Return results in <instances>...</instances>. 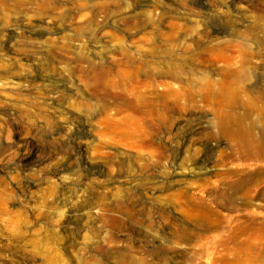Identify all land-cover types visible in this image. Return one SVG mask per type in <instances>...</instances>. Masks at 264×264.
<instances>
[{
	"label": "rangeland",
	"instance_id": "374dc122",
	"mask_svg": "<svg viewBox=\"0 0 264 264\" xmlns=\"http://www.w3.org/2000/svg\"><path fill=\"white\" fill-rule=\"evenodd\" d=\"M101 6L109 13L91 19ZM172 19L193 29L192 40L207 42L196 31L218 35L212 38L228 44L235 63L255 51L252 80L264 82V0H0V264H164L154 251L174 241L117 226L120 214L106 205L139 183L173 177L175 160L186 152L166 138L168 162L149 165L148 148L105 133L98 121L103 101L90 93L77 54L85 44L96 59L109 57L116 34L138 56L171 30ZM186 58L182 78L159 79L183 89L213 71ZM197 113L213 116L212 110ZM77 130L81 137L70 140ZM198 141L194 157L206 148L216 157L227 146L221 136ZM27 146L34 159L21 157ZM169 219L171 232L175 223L196 235L206 231L177 206L170 205ZM195 242L188 238L181 249L165 251V264H212L214 256L197 255ZM227 264H264V235L232 240Z\"/></svg>",
	"mask_w": 264,
	"mask_h": 264
},
{
	"label": "bare ground",
	"instance_id": "6f19581e",
	"mask_svg": "<svg viewBox=\"0 0 264 264\" xmlns=\"http://www.w3.org/2000/svg\"><path fill=\"white\" fill-rule=\"evenodd\" d=\"M100 13L109 10L101 6L90 18L96 20ZM128 19L130 16L121 20ZM171 21V30L159 41H152L147 50L137 52L138 56L116 34L112 38L118 40V46L109 57L96 59L85 44L79 45L77 58L85 62L90 93L103 101L98 120L101 129L128 145L148 148L149 165L168 162L166 138L180 143L187 154L175 160L173 177L139 183L114 202H106V207L120 214L117 226L127 223L140 232L172 239L173 245L163 244L161 250L154 251L162 253L164 264L168 262L165 251L181 249L188 238L197 240V255L214 256L212 264H227L232 262V240L264 235V214L258 211L264 208V82L252 80L255 51L248 50L242 61L235 63L228 44L212 38L218 35L196 31L207 42L192 40L194 35L188 34L193 29ZM186 57L206 68L211 66L213 71L201 72L199 85L183 89L159 79L182 78ZM260 78L264 80V76ZM10 108L3 109L11 113ZM203 110H212L213 116L197 113ZM81 133L75 131L70 140ZM155 136L164 141H154ZM218 136L227 140V146L216 157L207 148L194 157L200 151L195 141L206 144ZM34 153L28 148L21 157L31 159ZM191 164L195 173L190 172ZM170 205L202 225L205 233L196 235L181 223H175L176 232L168 231L165 221L170 220ZM131 250V246L126 248Z\"/></svg>",
	"mask_w": 264,
	"mask_h": 264
}]
</instances>
